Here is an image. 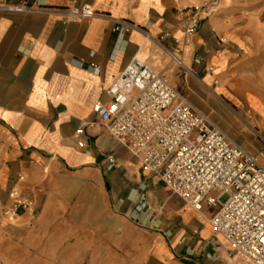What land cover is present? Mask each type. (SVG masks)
<instances>
[{"label":"crops","instance_id":"crops-1","mask_svg":"<svg viewBox=\"0 0 264 264\" xmlns=\"http://www.w3.org/2000/svg\"><path fill=\"white\" fill-rule=\"evenodd\" d=\"M0 1L29 8L0 11V248L14 250L27 264H40L27 252L38 249L36 243L38 256L54 251L41 243L48 247L56 238L52 227L69 208L59 194L83 191L95 194L102 208L118 209L111 214L112 226L95 234L101 240L104 232L117 235L122 226L128 234L117 240L131 264H252L212 229L216 208L204 204L196 211L172 195L107 133L91 107L109 100L107 86L133 56L164 75L181 95L198 79L207 89L215 77L232 83L238 77H264V56L241 55L248 39L263 40L262 29L252 22L248 30L208 19L184 47L177 10L186 0ZM74 3L89 4L93 16L68 17ZM118 23L126 33L113 31ZM162 33L169 34L164 48L184 62L181 69L156 42ZM195 57L200 64L193 63ZM109 154L117 163L111 170ZM63 178L73 179L77 191L73 185L58 190ZM11 189L32 199L41 213L4 217ZM83 199L75 209H83ZM76 218L72 211L59 220L63 243L90 238L82 229L86 218ZM74 248L64 249L69 260L86 252Z\"/></svg>","mask_w":264,"mask_h":264},{"label":"built area","instance_id":"built-area-1","mask_svg":"<svg viewBox=\"0 0 264 264\" xmlns=\"http://www.w3.org/2000/svg\"><path fill=\"white\" fill-rule=\"evenodd\" d=\"M27 10L24 4L0 1V11ZM67 12L71 19L93 16L87 3H74ZM177 13L182 19V44L187 47L199 30L201 7L191 4ZM127 30L120 23L113 28L118 35ZM168 36L162 33L156 42L171 55L162 44ZM193 63L200 64V59ZM105 93L109 100L96 102L91 112L107 133L192 209L199 211L204 204L216 208L210 218L212 229L252 264H264V167L256 157L232 145L180 98L164 75L135 56ZM106 161L107 170L116 167L113 154ZM224 195L226 201L220 202ZM7 201L2 215L9 220L36 210L34 201L16 189L8 192Z\"/></svg>","mask_w":264,"mask_h":264},{"label":"rangeland","instance_id":"rangeland-1","mask_svg":"<svg viewBox=\"0 0 264 264\" xmlns=\"http://www.w3.org/2000/svg\"><path fill=\"white\" fill-rule=\"evenodd\" d=\"M186 1L184 4L186 6L184 7H188L191 4H196L201 7V23L208 19L227 22V24L236 22L243 27L247 26L248 30L252 27L251 22L256 24L263 31V40L256 43L253 39H248L247 47L241 51V55L257 56V58L264 56V0ZM174 56L182 63V65H178L173 61L176 67L181 69L182 66H185L184 62L177 55ZM187 71L189 72L188 74L193 75L189 69ZM233 83L227 82L225 77H215L210 86L204 89L201 87L200 79H198L192 85H188L184 94L181 95L176 91L182 100L204 116L210 125L220 131L232 145L253 154L258 163L264 167V116L247 104L246 98L240 90L243 87L244 89L258 92L260 100L264 104V77H238L237 82ZM58 182L61 183L57 185L58 190L65 189L68 191L70 190L69 185H73V191H77L78 189L74 186L75 182L73 179L63 178ZM89 193L82 191L79 193L63 192L59 194L68 202L69 208L59 218H56L57 222L52 227L53 232L56 233V238L53 241L52 239L49 240L48 247L45 246V242L41 243L44 249L49 248L54 249V251L50 253L48 251L45 252L46 256L43 257L38 256L41 252L38 250L40 248L38 246L39 243H36L34 249H38H35L33 253V250L30 249L27 253L36 255L40 264H75L76 262L78 264H131L125 257L127 256V250H123L120 247L121 240H117L122 235L128 234V231H124L123 227L119 226L121 230L119 234L113 235L112 233L104 232L101 240H98L95 234V230H101L103 225H106V227L112 226L111 214L117 213L118 209L112 207L111 204L105 209L102 208L99 198L95 194ZM81 198H84L82 200L83 209L77 210L75 206L80 203L76 202L81 200ZM226 199L227 197L224 195L220 198V202H225ZM72 211H74L78 219L80 217L86 218L87 225L82 228L88 237L90 236L86 243H83V241L79 242L77 239L68 243H63L62 241L64 238L63 226L62 224L59 225V220H61L65 213ZM40 213L41 209L37 207L32 215L37 216ZM78 219L77 221L79 222L80 220ZM78 222L77 224H80ZM76 228L79 233L80 226L78 225ZM134 228L131 225V230ZM68 245L75 247V251L86 252L82 257L79 256L80 254H77L79 256L78 258L71 257V260H69V257L64 253V249ZM53 253H55L54 256L52 255ZM0 264L27 263L22 261L20 257L15 256L14 250H8L3 245L0 248Z\"/></svg>","mask_w":264,"mask_h":264},{"label":"bare ground","instance_id":"bare-ground-1","mask_svg":"<svg viewBox=\"0 0 264 264\" xmlns=\"http://www.w3.org/2000/svg\"><path fill=\"white\" fill-rule=\"evenodd\" d=\"M169 56L172 61H174L176 64L178 63L174 55L171 54ZM240 90L245 96L247 104L255 108L260 114L264 116V104L261 102L258 92H253L250 91L249 89L248 90L244 89L243 87ZM263 124H264V119H263Z\"/></svg>","mask_w":264,"mask_h":264}]
</instances>
